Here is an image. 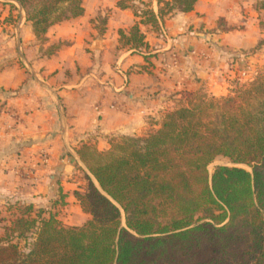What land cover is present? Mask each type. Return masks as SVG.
<instances>
[{
    "label": "crops",
    "instance_id": "crops-1",
    "mask_svg": "<svg viewBox=\"0 0 264 264\" xmlns=\"http://www.w3.org/2000/svg\"><path fill=\"white\" fill-rule=\"evenodd\" d=\"M119 1L84 0L82 16L42 41L18 2L0 0V213L32 206L82 226L90 215L76 195L94 180L82 146L106 151L114 138L143 135L179 93L225 95L239 64L264 66V0H198L142 24ZM143 1L158 14L157 0ZM137 23L144 52L120 44Z\"/></svg>",
    "mask_w": 264,
    "mask_h": 264
},
{
    "label": "trees",
    "instance_id": "trees-1",
    "mask_svg": "<svg viewBox=\"0 0 264 264\" xmlns=\"http://www.w3.org/2000/svg\"><path fill=\"white\" fill-rule=\"evenodd\" d=\"M14 1L42 41L84 14V0ZM126 1L117 6L132 7L142 24L191 12L198 0H157L158 14ZM120 44L145 51L139 23L120 32ZM180 94L186 104L168 109L157 129L106 151L82 146L94 180L76 197L90 219L67 227L20 207L0 236V264H264V73L226 96Z\"/></svg>",
    "mask_w": 264,
    "mask_h": 264
},
{
    "label": "rangeland",
    "instance_id": "rangeland-1",
    "mask_svg": "<svg viewBox=\"0 0 264 264\" xmlns=\"http://www.w3.org/2000/svg\"><path fill=\"white\" fill-rule=\"evenodd\" d=\"M242 69H245L248 71L247 75L244 77L239 76V71H242ZM263 73H264V66L262 68H254V67H250L248 64H242L241 63L234 70V74L232 75V78L230 79V87L228 88V91L226 92L225 95H213L206 90H199V91H193V92L205 94L206 96H216V97L226 96V95L232 93L233 91H235L236 89H238L239 87L246 85L248 82H250V80L252 78H255L256 76L263 74ZM185 100H186V97L182 96L180 93L178 96L174 97L173 102H171L170 106L165 109V111L161 115V118H159V120H157V128L159 127V124H160L165 112L168 109L173 108L174 106L186 104ZM157 128L153 127L151 130H149L146 133H149V132H151ZM122 137H125V136H119L117 138H114L113 141L119 140ZM222 162H224V160L222 158H218L214 163H212L210 165V171L212 172L214 166L219 164V163H222ZM18 214H19V211H17L15 215H18ZM13 218L14 217L12 216V213L11 214L10 213H4V214L0 213V236H3L5 234L4 228L11 224V221L13 220ZM21 244L24 245L25 242L23 240H21ZM24 250H25V248H24Z\"/></svg>",
    "mask_w": 264,
    "mask_h": 264
},
{
    "label": "built area",
    "instance_id": "built-area-1",
    "mask_svg": "<svg viewBox=\"0 0 264 264\" xmlns=\"http://www.w3.org/2000/svg\"><path fill=\"white\" fill-rule=\"evenodd\" d=\"M247 72H248L247 70L242 69V71H239V76H240V77H242V76L244 77V76L247 75Z\"/></svg>",
    "mask_w": 264,
    "mask_h": 264
}]
</instances>
